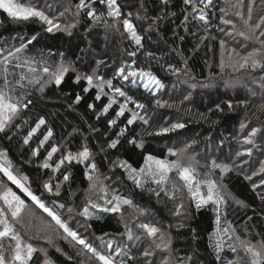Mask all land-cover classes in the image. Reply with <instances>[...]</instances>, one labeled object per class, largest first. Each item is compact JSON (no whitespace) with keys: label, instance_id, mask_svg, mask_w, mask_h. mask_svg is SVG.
<instances>
[{"label":"snow or ice","instance_id":"6c2138e0","mask_svg":"<svg viewBox=\"0 0 264 264\" xmlns=\"http://www.w3.org/2000/svg\"><path fill=\"white\" fill-rule=\"evenodd\" d=\"M182 2L185 6L182 30L192 35L203 31L196 50L209 38L218 40L220 81H196L188 71L187 58L182 60L184 67L172 63L161 65L169 75L177 77L179 84L187 85L188 90L180 91L179 105L189 102L184 111L191 113L193 92L198 88H216L222 81L226 90L235 92L237 88H243L249 98L236 104L232 100L217 102L208 113H198L201 119H208L211 113L224 114L225 106L228 112H234L237 107L247 109L251 98L257 96L261 97L258 111L264 112V0H221L218 25L212 23L216 16L212 11L216 8L214 0ZM171 3L172 0H158L159 14L150 16L147 0H139L135 13L124 12V5L119 0H77L75 3L73 0L66 3L64 0H0V12L15 26L14 35L4 37L0 34V144L5 140L10 143L21 134L22 125L17 121L22 119L23 125L28 126L21 137L22 143L29 147L31 156L38 159L37 167L45 170L46 177H41L34 188L29 176L17 169L10 148L0 146V264H56L50 249L64 258V264H205L198 248L180 254L171 231L173 225L157 220L155 213L136 203L131 195H125L121 191L125 179L157 201H167L165 208L169 215L180 220L177 228L186 227L191 217L184 203L185 197L197 211L210 207L215 227L207 238L214 264H264V234L245 225L242 236L227 220L228 205L223 185L214 178L217 171L223 176L233 170L244 172L247 166L251 172L245 174V179L252 182L253 191L261 189L257 194L264 203V159L258 160V167L253 166L256 162L245 159L253 156V149L264 156V126H251L247 120L240 121L237 135L233 137L240 148L231 157V163L196 152L195 140L181 148L168 147L163 157L146 153L143 152L145 141L137 138L139 134L127 139V143L142 150L140 166L119 156L112 160L107 153L108 149L115 150L121 145V137H125L129 126L139 122L152 127L157 119L155 111L150 115L148 106L129 94L133 88H143L154 97L156 108L175 107L177 112L181 111L175 101L157 97L166 85L153 71L145 70L138 63L140 55L148 61L161 59L144 50L145 36L141 33L153 30L160 21L167 19ZM229 16L236 19L226 18ZM133 17L135 21L151 23L138 29ZM82 20L90 22L86 28L89 33L102 27L106 32L119 33L128 41L131 50H123L127 59L112 69L111 78L101 72L102 67H109L104 60L95 61V66L90 65L87 71H80L75 61L67 60L64 52L37 49L36 45L46 35L63 33L72 37ZM237 21L242 27H237ZM213 27L222 34L221 37L212 34ZM178 38L180 41L185 39L183 35ZM208 50L212 51L210 45ZM148 68H151L150 63ZM229 69L240 76L224 79ZM70 72L74 74L72 83L81 88L75 94L74 104L81 102L83 93L95 90L93 99L102 101L101 106L99 110L95 103H89L87 107L97 112V119L107 117L110 110L113 113L107 120V127L118 128L114 133L116 138L108 139L106 147L98 145L108 161V173L101 171L96 159L98 153L89 146L87 137H83L73 150L78 129L74 128L67 138H61L60 143H52L53 128L45 116L37 115L32 124H29L30 117L24 118L26 113L34 111L48 86L59 88ZM181 76L185 79H180ZM117 80L119 83H114ZM171 87L177 90V83ZM105 98L106 103L103 102ZM121 118L123 126L119 123ZM185 126L186 122L179 119L173 122L166 118L163 124L147 134L164 136ZM42 128L45 131L41 132ZM89 128L92 132L99 131ZM38 133L42 138L33 148L31 142ZM223 143L221 141V145ZM81 165L87 180L82 198L73 188V169ZM236 203L246 207L242 201ZM126 208L132 210L131 220L124 218ZM110 214L122 218L123 232L114 235L90 232L93 221ZM191 231L195 232V229ZM254 232L255 241L251 238ZM193 239L198 237L193 236ZM60 241L70 251H66Z\"/></svg>","mask_w":264,"mask_h":264},{"label":"trees","instance_id":"16d2710c","mask_svg":"<svg viewBox=\"0 0 264 264\" xmlns=\"http://www.w3.org/2000/svg\"><path fill=\"white\" fill-rule=\"evenodd\" d=\"M77 0H73V3ZM124 5V12L135 13L139 0H119ZM216 3V0H214ZM147 8L150 16L159 14L158 0H147ZM221 6V0H217L216 8L212 9L216 13L212 23L218 25L220 23L219 7ZM184 5L182 0H172V3L168 9V17L158 23V26L153 30L142 32L145 36L143 41L145 45V51H150L155 54L156 57L161 58L158 60L148 61L145 56H138V63L145 70H151L157 75L162 82L166 85L162 94H158L157 97L160 99H168L170 102L175 101L177 106L180 107L181 111L177 112L176 108L159 109L155 107L154 97L150 96L149 93L139 89H132L129 94L133 95L139 102L144 103L148 106L149 114L151 115L155 111L158 116L155 122L152 123V128L144 126L141 123H136L129 126V131L125 134V137H121V145L117 149H108L107 153L109 158L114 160L117 156L121 159H128L134 166H140L143 163L142 150L135 148L133 145L127 143V139L131 138L134 134H139L137 137L143 138L145 141V148L143 152H150L157 156H165L167 153V144L173 142H183L186 140L191 143L195 140L197 143L193 146L195 151L201 155L207 153L209 156H215L218 160L226 163H231V157L235 151L240 148L236 140L233 139L237 135L239 130V123L241 120H247L251 126H264V112L258 111V106L261 103V97L257 96L251 98L247 109L244 107H237L234 112H228L225 106V113H211L208 119H201L198 113H208L209 108H214L215 103L220 101L232 100L236 104L240 100L248 99V95L243 88H237L235 92L223 87L222 81L216 88L210 89H197L193 92L191 100V113L184 111L185 107L189 106V102H185L184 105H179L180 91L188 90L187 85L179 84L177 77L171 76L165 71L161 65H167L172 63L179 67H184L182 60L187 58L188 60V71L192 76H195L196 81L209 82V81H220V70L217 67L219 63V45L218 40H206L198 50L196 45L199 43V37L203 35V31H197L196 35L191 33H185L180 27L183 20ZM175 13V15H172ZM226 18H233L229 16ZM235 20V19H234ZM0 34L4 37L14 35L15 26L7 20L6 14L0 12ZM90 22H84L82 20L79 25L78 33L72 37H68L63 33H56L55 36L46 35L44 39L40 40L39 44L36 45L37 49L44 48L47 52V48H51L53 52L62 51L68 61H75L76 67L80 71L89 70V66H94L96 60H104L109 64V67L101 68V72L106 74V78H111L112 69L116 67L122 60L127 59L124 49L131 47L128 41L121 37L119 33L108 31L109 37L104 41L102 39L103 31L102 27L95 28L91 33L86 31ZM151 21H141L140 24L136 23L138 28L143 25L145 28ZM35 27V26H30ZM237 27H242L241 22L237 21ZM212 34L218 38L222 36L215 27L212 28ZM179 35H183L185 39L179 40ZM209 45L212 51H209ZM84 50V51H81ZM80 57L79 60L76 58ZM151 64V68H148V64ZM216 74V75H214ZM74 74L69 73L66 76V82L63 83L59 88L55 85L48 86L42 100H38L37 106L34 111L26 113L24 118H29V124H32L37 115L45 116L48 121V125L53 128L54 138L52 143H60L61 138H67L68 134L73 132V129H78V133L75 134L73 139V150L78 145L83 137H87L89 146L95 153H98L96 159L102 172L108 173L109 164L104 159L105 153L99 151L100 146L106 147L108 139H115L114 133L118 131V128H108L107 120L112 117L113 113L110 110L109 115L100 116L97 119V112L92 111L87 107L89 103H95L97 110H99L102 101H94L95 90L89 93H83V99L79 104H74L75 94L81 91L79 85L72 83ZM231 76L233 79L240 76V73H231V70H227L224 74V79H228ZM180 79H185L181 76ZM177 83V90L172 89V84ZM119 83V81H114ZM258 91V89H257ZM40 96L39 93L36 94ZM106 103V98L103 100ZM72 105L69 107V105ZM115 107V106H114ZM255 113V115H253ZM259 119H256V117ZM171 119L173 122L179 119L182 122H186V126L183 129H178L175 132L169 133L164 136H149L148 132H153L161 124L164 123L165 119ZM214 121H216L214 123ZM17 123L22 125L21 134L15 136L9 143L7 140L3 141L0 146H8L10 148V156L13 159L17 169L23 174L29 176L33 181V187L36 188L40 182L41 177H44L43 169L37 167L38 159L32 157L29 151V147L23 145L22 135L26 134L28 126L23 125V120H18ZM123 126V118L119 122ZM99 129L98 132H92L89 128ZM41 132L45 129H41ZM147 132V133H146ZM107 133V135H105ZM42 138L40 134L34 137L31 142V147H36L38 139ZM183 140V141H182ZM259 141V135L257 137ZM223 141V145H221ZM47 147V146H46ZM248 147V146H245ZM43 153V149L41 150ZM250 159L251 162H256L253 166L258 167V160L264 159V156L260 155L257 149H253V156ZM251 169L245 166L244 172L239 170H233L229 173L224 174V188L236 202L242 201L243 205L239 204L242 209L236 210L238 213L239 224H245L250 226L251 229L254 227L255 232L264 234V203L261 202L258 192L261 189L253 191L252 182L245 179V174H249ZM120 170H117L119 172ZM75 178V184L73 188L78 190V196L82 198V190L87 187V180L83 175V166H78L73 169ZM254 179H256L254 177ZM126 195H131L133 200L149 209L159 220H166L168 215L165 204H158L153 196H148L142 193L132 185L130 181L124 180V186L121 190ZM79 203L80 201L77 200ZM232 206L229 207V211ZM238 208V207H237ZM191 217L187 221V226L183 228L175 227L171 229L173 236L175 237V247L180 249V254L183 255L187 252H191L194 248L199 249L200 258L205 261V264H214V259L211 254V250L208 248V234L214 229V215L213 212L208 208H202L197 211L195 208H188ZM249 217L252 219L249 220ZM237 220V219H236ZM234 222V220H233ZM166 223V222H165ZM170 223V222H169ZM180 223V222H177ZM167 224V223H166ZM195 229V232L191 231ZM90 232H94L95 235H101L102 233L117 234L122 232L120 223L112 219L111 217H105L98 221L92 222V229ZM193 236L198 239H193ZM56 264H64V258L50 251Z\"/></svg>","mask_w":264,"mask_h":264},{"label":"rangeland","instance_id":"374dc122","mask_svg":"<svg viewBox=\"0 0 264 264\" xmlns=\"http://www.w3.org/2000/svg\"><path fill=\"white\" fill-rule=\"evenodd\" d=\"M64 2L66 3L67 2V0H64ZM216 3H217V0H216ZM234 19H236L235 17H233ZM133 19H134V22L135 23H138V24H140L141 23V21H135V18L133 17ZM11 23V22H10ZM12 24V23H11ZM141 26V25H140ZM77 29H79V25H78V27H77ZM76 29V30H77ZM139 29V28H138ZM76 30H74V35H76L77 33H78V31H76ZM102 31H103V35H102V39L104 40V41H106V39L109 37V33L108 32H106L103 28H102ZM64 35H66V34H64ZM67 36V35H66ZM95 61H97L96 60V58H95ZM94 61V62H95ZM94 66H95V63H94ZM93 66V67H94ZM50 86V85H49ZM141 90H143V88H140ZM164 90V89H163ZM163 90L160 92V94H162L163 93ZM144 91V90H143ZM159 94V93H158ZM157 94V95H158ZM121 100H122V98H121ZM129 107H132V105H129ZM159 109H164V108H159ZM139 123V122H138ZM152 128V127H151ZM147 133V132H146ZM183 141V140H182ZM185 143H188L186 140H184L183 142H181V144L179 143V142H173V143H171V144H167V148L168 147H175V148H181V147H183L184 146V144ZM201 151H199V153H200ZM249 172H251V170L249 171ZM250 174V173H249ZM215 179H218L219 180V182L223 185V193H224V195H225V197L227 198V205H228V207H227V220L228 221H230V222H232V224H233V226L234 227H236L237 228V231L238 232H240L241 233V235L243 236V229H244V227H245V224H239V223H237V221H238V219H239V217L237 216L238 215V213H237V215H236V210L237 209H242V207L239 205V204H237L233 199H232V197H230V195L228 194V192L226 191V189L224 188V184H223V180H224V175L223 176H221L220 175V173H219V171H217V174H216V176L214 177ZM131 182V181H130ZM139 191H141L140 189H138ZM121 191H123V189L121 190ZM124 192V191H123ZM124 194L126 195V193L124 192ZM146 195H148L149 196V194L148 193H145ZM153 198L155 199V201L158 203V204H165V203H167V201H164V200H162V201H157V199L153 196ZM184 203H185V206L187 207V208H190V207H193V208H195L194 207V205H190V203H189V201H188V199H187V197H185V199H184ZM230 206H232V208H231V210L232 211H229V207ZM238 207V208H237ZM205 208H208V209H210L211 210V208L210 207H205ZM166 213H167V215H168V217H167V219L166 220H163L164 222H166V223H171L172 225H173V227L172 228H174L175 227V223H176V225L178 224L177 222H180V220L179 219H177V218H174L173 216H171V215H169V213H168V211H166ZM125 219H128V220H131V218H132V216H133V213H132V210H130V209H125ZM213 215H214V213H213ZM105 217H111L112 219H115V220H117L119 223H120V226H121V228H122V232H123V226H122V223H121V219L122 218H120V217H118V216H116L115 214H110V215H105L104 216V218ZM155 218H156V216H155ZM157 219V218H156ZM237 219V220H236ZM157 220H159V219H157ZM233 220H234V222H233ZM165 223V224H166ZM214 227H215V225H214ZM250 229H251V227L250 226H248ZM82 231V230H81ZM252 239H253V241H255V239L257 238L256 236H255V232L253 233V235H252V237H251ZM34 243H36V242H34ZM40 243H43L42 241L40 242ZM62 246H64L65 247V250L66 251H70V249L68 248V246L63 242V241H60L59 242ZM50 251H54V249H50ZM55 252V251H54ZM58 254V253H57ZM60 255V254H59Z\"/></svg>","mask_w":264,"mask_h":264}]
</instances>
